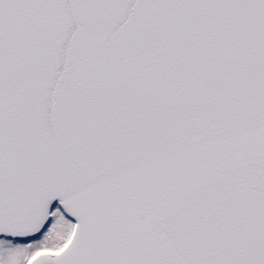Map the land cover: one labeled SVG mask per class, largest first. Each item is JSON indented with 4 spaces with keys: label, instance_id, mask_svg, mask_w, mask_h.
Returning <instances> with one entry per match:
<instances>
[{
    "label": "snow or ice",
    "instance_id": "obj_1",
    "mask_svg": "<svg viewBox=\"0 0 264 264\" xmlns=\"http://www.w3.org/2000/svg\"><path fill=\"white\" fill-rule=\"evenodd\" d=\"M0 264H264V0H0Z\"/></svg>",
    "mask_w": 264,
    "mask_h": 264
}]
</instances>
